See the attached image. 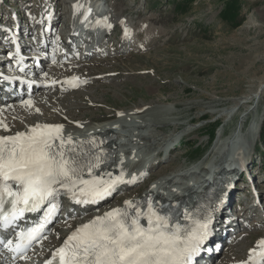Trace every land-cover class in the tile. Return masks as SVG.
Returning <instances> with one entry per match:
<instances>
[{
  "label": "rangeland",
  "instance_id": "obj_1",
  "mask_svg": "<svg viewBox=\"0 0 264 264\" xmlns=\"http://www.w3.org/2000/svg\"><path fill=\"white\" fill-rule=\"evenodd\" d=\"M50 2L57 15H62V26L66 22L79 24L83 12L97 6L94 12L99 11L103 16L106 13L105 20H117L111 22L109 36L97 32L92 35L95 37L86 40L84 54L87 57L81 63L67 60L57 64L63 71L66 65L72 67L74 70L66 73H80L89 80L90 87L79 91L73 83L71 89L78 93L65 92L66 96L74 94L70 103L79 106L73 107L74 121H66L61 111L53 116L62 118L63 125L102 123L144 106L150 109L175 107V116L180 115L186 124L176 132L171 126L165 127V132H175L178 136L184 130L192 132L168 153L165 149L160 153L156 165L148 171L151 176L146 177L149 178L143 189L164 175L186 168L189 172L207 168L213 174L216 171H212V167L222 163L223 155L228 159L226 170L242 164L239 170L228 172L229 184L235 180L234 196L242 193L231 211V217L238 222L222 240L216 241L218 250L214 257L207 258V264L248 263L251 249L264 237V86H260L264 80V0H80L71 7L64 0H45L44 3ZM41 4V0H0V24L7 25L9 19L23 13L18 20L29 26L33 21L31 16H39V21L44 7ZM230 8L232 14L225 16ZM122 22L131 29H140L138 35L134 30L132 37L138 49L136 46L125 50ZM110 44L117 48L93 54L94 50ZM52 88L55 90L56 85ZM253 92L255 105L245 99ZM234 100L244 104L233 117H220L210 109L224 111L234 107ZM249 106L257 107L247 113ZM48 108L53 113V108ZM258 120L262 130L250 153L232 151V146L241 142L232 143L229 138L238 137L241 125L247 131ZM133 140L132 136L130 144L136 145ZM193 179L201 183H196L195 187L204 190V179ZM242 181L251 186V190H262L260 205L249 219L238 215L241 200L245 206L253 203ZM121 194L116 193L112 201H120ZM222 200L221 204L225 198Z\"/></svg>",
  "mask_w": 264,
  "mask_h": 264
},
{
  "label": "bare ground",
  "instance_id": "obj_2",
  "mask_svg": "<svg viewBox=\"0 0 264 264\" xmlns=\"http://www.w3.org/2000/svg\"><path fill=\"white\" fill-rule=\"evenodd\" d=\"M64 1L69 3V6L71 7L75 4V1L78 3L80 0ZM100 6L101 4L99 7ZM104 15H106V13ZM57 16L58 15L52 18L51 24L53 26H58L59 28L61 27V31H59V37L61 38L63 37V30H68L72 24L66 22L64 27L60 26L59 22L62 15ZM108 19L112 23L117 21H114L112 18ZM124 23L123 25L125 26L126 35L122 37V44L125 46V50L128 48L127 51H129L131 47L136 46L138 49L137 42L133 41L132 37L134 30L138 35L140 29L136 30V27L131 29L126 23ZM104 25H106V23ZM101 29L103 28H99V30ZM107 31L108 28L102 32V34H105V37L109 36ZM50 35H52V30L50 31ZM2 42L4 44L0 45V48L6 51H0V66L5 62L4 59L9 61L7 62L8 66H15L16 64L13 62V59H16L17 56L12 58L9 57L10 53H13L11 50L13 40L7 38L2 40ZM112 48H114L113 44H110L108 47H100L98 50H94L93 54ZM24 55L25 57H29L33 54L30 51H27ZM26 60V64L29 66L26 67L25 73L16 72L14 74L13 84L5 82L2 77H0V138H10L18 134L27 135L31 129L37 127H59L63 130L60 133L62 141L54 140V148L59 150V144L61 142L64 143V151L68 153L71 158L74 157L84 169L81 177L83 180L88 181L95 179L103 182H111L120 181L122 178V182L115 184L114 189L111 191L112 195L115 193L114 191L118 189L119 192H122L121 196L119 195L121 198L120 201L117 200L113 202L107 197L103 202H100L95 206L71 208L67 216L66 213L61 214L49 239L46 240L42 246H40V243L38 242L35 243L30 257L32 259H40L50 256L51 252L58 248L72 231L91 222L97 217H102L105 213L111 212L115 209H125L127 204L131 203L132 205H135L140 201H143L144 203H154L155 209H160L167 202L172 204L180 201L182 203V208L180 209L181 215L175 220L172 227L183 229L190 225L194 220H197L195 219L196 216H199L201 219L198 221L200 223L204 222L206 227L203 229L205 234L195 264H200L201 260L205 261V258L214 257L213 254L216 249L214 241L216 239L219 240L224 238V235L232 228H235L234 225H236V221H232L227 214L237 199V197L234 196L236 190H233L234 192H230L227 195L228 201L221 211V217L225 215L224 218L214 219L212 213L216 211L219 205H221L225 192H228V189L231 186L229 184L230 174L228 172L230 170L233 172L239 170L242 164L226 170L224 168H227L226 164L228 163V159H225L223 155L222 163L216 167H212L213 165H211L212 171H216L213 174H210L209 172L211 170L207 168H200L199 170H201V172H189V169L186 168L185 170H179L172 174L164 175L154 181L152 186L143 189V186L147 181L146 179L151 176L148 171L156 165L160 153L164 151V149L168 153L172 147L184 138V136H187L192 132L191 129H188L184 130L179 136L175 135V132L184 128V124H186V122L184 123L182 121L184 119L179 118L180 115L178 117L175 116V107L150 109L144 106L131 110L129 114L121 115L113 121H104L102 123L80 122L76 124L74 123V125H63L62 118L60 119L53 116L54 113L61 111L66 117L65 120L72 122L74 121V119L72 120V116H74L73 107L74 109L79 108L78 105L73 106L71 105L72 103H70L72 102L71 100L74 99V94L68 96L65 94L66 91L72 93L75 92V90L71 89L72 84L67 82L74 81V83H76L75 89L79 91H87L90 87L89 80L84 78L80 73L74 71L73 73H66L73 69L68 65H66V70L63 71L56 65L51 66L47 64L48 66H43L44 68L48 67L47 69L49 73H46L44 70L36 66V63L33 62L35 59L31 58ZM1 68L3 69V67ZM0 72L1 74L5 73L6 69H0ZM23 80H30V83L26 85L27 83L23 82ZM53 84L56 85L55 90L52 88L55 87ZM25 86H28V91L25 92V95H22L20 93ZM260 86H264V80L260 83ZM3 87L4 90L2 89ZM255 92L250 93L246 98H243L250 101L252 105H255ZM29 94L30 96L28 97ZM22 96L23 101L21 100L19 103L17 99ZM87 97L89 96L87 95ZM243 98H241V100ZM29 103L31 105L30 107L28 106ZM234 104V107H228V109L224 111H214L215 108L213 107H210V109H213L212 112L215 115L220 114V117H233L237 111L242 108L244 102L234 100ZM251 104L250 106H252ZM250 106L247 108L248 110H246L247 113L249 109L257 107L253 106V108H250ZM48 107L53 108V113L49 112L51 111V108L49 109ZM41 112L42 114H40ZM65 112H69V114ZM197 118H200V116ZM5 126L7 127V131L4 130ZM169 126L175 129L174 133L168 134L165 132L164 128ZM241 126L240 130L237 131L238 137L235 138V136H231L229 138V141H233L232 143L241 142L233 145L232 151H246L247 153H250L251 149L260 138L262 130L260 128V120L254 121L247 131H244ZM132 136L135 138L133 141L137 143L136 145L130 144V138ZM69 138L72 141L71 145L67 144ZM168 155L170 154H167V156ZM97 159L99 161L98 166H96ZM222 166L223 168L221 169ZM194 168H196V166ZM89 172H91V175H89ZM148 174L149 177L146 178ZM193 177L204 179V183L202 184L204 190L195 187L196 183H201L194 180ZM139 182H141L140 184L142 185H140ZM126 186L127 189L125 188ZM204 202L207 203L208 207L200 208L199 206L204 204ZM69 203V201L66 203V207L68 208L70 207L68 205ZM239 203H241L242 206V214L239 213L238 215L244 216L247 214L248 219L253 217L259 205L244 206V202ZM145 222L147 224V221ZM261 242H264V237L259 240L256 247L251 249L249 253L250 261L245 264H262V260L264 259L262 257V254H264V247L260 246ZM33 261H29V263H34ZM18 263H20V261ZM15 264H17V261Z\"/></svg>",
  "mask_w": 264,
  "mask_h": 264
},
{
  "label": "snow or ice",
  "instance_id": "obj_3",
  "mask_svg": "<svg viewBox=\"0 0 264 264\" xmlns=\"http://www.w3.org/2000/svg\"><path fill=\"white\" fill-rule=\"evenodd\" d=\"M62 131L59 127H37L27 135L0 138V219L5 221V227L21 219L25 212L39 211L45 203L50 205L44 218L48 222L58 211L56 201L61 190L74 203H96L122 182V178L111 182L83 180V168L74 157L69 158L64 143L59 144V150L54 148V140L62 141ZM67 144H72L70 138ZM98 163L97 159L96 166ZM6 207L10 208L7 213L2 211ZM134 207L126 205V209ZM142 219L147 221L146 226L141 224ZM205 227H170L169 220L151 208L145 215L115 209L76 229L56 252L58 262L52 264H189L202 243ZM42 230L43 224L27 235L21 233V243L15 248L7 245L9 250L23 252L41 238ZM260 246L264 247V242Z\"/></svg>",
  "mask_w": 264,
  "mask_h": 264
},
{
  "label": "trees",
  "instance_id": "obj_4",
  "mask_svg": "<svg viewBox=\"0 0 264 264\" xmlns=\"http://www.w3.org/2000/svg\"><path fill=\"white\" fill-rule=\"evenodd\" d=\"M232 8H234V7H232ZM232 8H230V9H228L226 12H225V16H228V15H231L232 14V12H233V9ZM214 130V129H213ZM262 139L264 140V136L262 137Z\"/></svg>",
  "mask_w": 264,
  "mask_h": 264
}]
</instances>
